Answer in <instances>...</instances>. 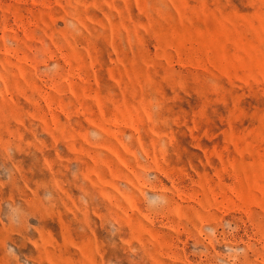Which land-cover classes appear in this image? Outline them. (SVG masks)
Returning <instances> with one entry per match:
<instances>
[{
  "label": "rangeland",
  "instance_id": "obj_1",
  "mask_svg": "<svg viewBox=\"0 0 264 264\" xmlns=\"http://www.w3.org/2000/svg\"><path fill=\"white\" fill-rule=\"evenodd\" d=\"M0 264H264V0H0Z\"/></svg>",
  "mask_w": 264,
  "mask_h": 264
}]
</instances>
